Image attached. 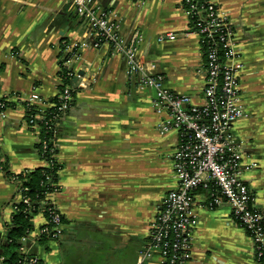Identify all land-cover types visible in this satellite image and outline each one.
<instances>
[{
  "label": "crops",
  "instance_id": "1",
  "mask_svg": "<svg viewBox=\"0 0 264 264\" xmlns=\"http://www.w3.org/2000/svg\"><path fill=\"white\" fill-rule=\"evenodd\" d=\"M99 2L116 13L125 41L135 30L142 35L139 55L154 63L166 86L202 103L200 37L182 34L187 19L180 0ZM219 2L234 24L236 62L242 65L245 116L233 123L232 132L243 145L244 179L253 204L264 208V0ZM166 32L178 37L158 42ZM64 40L90 46L70 65L73 99L55 124L61 188L50 197L64 218L62 232L40 243L45 218L37 213L30 219L25 250L40 264H163L159 252L143 262L140 253L165 194L177 186L172 174L177 132H159L164 115L152 107L153 91L125 75L122 56L109 42L97 44L66 0H0V95L12 102L0 115V264L19 188L4 168L19 174L44 165L37 149L39 129L26 122L22 101L37 93L35 114L50 108L62 84ZM195 199L189 264H257L252 239L230 206L209 208L202 189Z\"/></svg>",
  "mask_w": 264,
  "mask_h": 264
},
{
  "label": "built area",
  "instance_id": "2",
  "mask_svg": "<svg viewBox=\"0 0 264 264\" xmlns=\"http://www.w3.org/2000/svg\"><path fill=\"white\" fill-rule=\"evenodd\" d=\"M66 1L82 17L97 44L109 42L113 53L122 56L125 75L135 80L138 87L153 91L152 107L157 114L164 115L158 125L159 132L165 134L174 130L178 135L172 156V174L177 186L165 194L162 206L150 224L140 262L159 252L163 264H189L192 231L197 223L194 213L196 192L202 189L207 193L209 208L224 203L230 206L232 217L252 239L257 264H264V208L253 204L252 192L244 179L248 167L242 159L243 145L232 132L233 123L245 116V109L239 88L242 65L236 62L240 52L228 11L221 7L219 0H180V8L187 19V28L182 34H198L204 56L200 68L203 101L198 104L192 102L189 94L176 93L166 86L154 63L142 60L139 45L143 38L137 30L128 41L123 39L120 21L114 11L103 6L99 0ZM177 37L178 33L166 32L158 35L156 40L164 42ZM61 45L62 87L50 106L53 110L35 114L37 108L34 105L40 100L37 93H31L22 101L26 122L38 129L37 121L42 122L46 131L55 127L57 119L71 105L74 72L70 65L80 59L82 49L90 46L84 40H64ZM64 80L69 82L63 83ZM0 99V115H3L4 110L12 107L7 103L12 102L10 96L0 95ZM46 145L43 141L42 147ZM53 145L56 146L55 139ZM44 166H48V162L44 161ZM53 186L54 189L43 199V204L48 205L49 218L40 227L38 240L43 234L54 239L62 232V215L50 197L61 186L58 181ZM21 199L28 203L18 188L11 201L13 212L16 210L14 203ZM31 233L29 231L22 237L19 264H40L36 255L25 250V241ZM1 258L3 260L4 257Z\"/></svg>",
  "mask_w": 264,
  "mask_h": 264
},
{
  "label": "trees",
  "instance_id": "3",
  "mask_svg": "<svg viewBox=\"0 0 264 264\" xmlns=\"http://www.w3.org/2000/svg\"><path fill=\"white\" fill-rule=\"evenodd\" d=\"M64 80L63 83H68ZM62 87V85L60 86ZM1 100V99H0ZM12 106L11 103H7ZM53 107L46 111L51 112ZM30 113V112H28ZM39 128V139L37 149L40 157L48 162V166H39L32 170H27L19 174H12L4 168L6 176L19 183V191L24 199L14 203L16 210L12 214L11 222L7 224V241L2 248L3 264H19L21 254L19 248L22 245V237L32 230L30 219L33 215L41 213L45 219L49 218L48 205L43 204L46 193L51 192L54 188L53 183L58 181L59 170L61 164L56 160V146L53 145L56 132L55 127H51L46 131L44 124L37 121ZM47 143L46 147H42V142ZM64 221L63 216L61 222ZM49 236L43 234L40 236V243L47 241Z\"/></svg>",
  "mask_w": 264,
  "mask_h": 264
}]
</instances>
